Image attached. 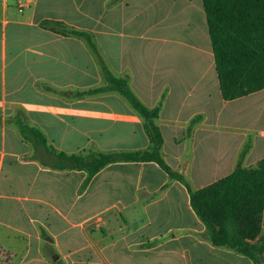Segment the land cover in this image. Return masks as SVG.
I'll return each mask as SVG.
<instances>
[{"label": "crops", "instance_id": "obj_1", "mask_svg": "<svg viewBox=\"0 0 264 264\" xmlns=\"http://www.w3.org/2000/svg\"><path fill=\"white\" fill-rule=\"evenodd\" d=\"M103 66L161 106L162 157L193 191L264 160V90L224 100L202 0H0V264H255L205 239L156 163L109 165L84 188L86 172L36 159L19 122L69 155L150 148L127 100L89 93L108 84Z\"/></svg>", "mask_w": 264, "mask_h": 264}, {"label": "trees", "instance_id": "obj_2", "mask_svg": "<svg viewBox=\"0 0 264 264\" xmlns=\"http://www.w3.org/2000/svg\"><path fill=\"white\" fill-rule=\"evenodd\" d=\"M120 1V0H116ZM222 97L233 101L264 90V0H202ZM44 26L62 35L85 39L95 50L92 36L58 22ZM107 85L91 94L116 92L144 119L150 148L134 152L79 154L56 151L37 128L20 123V133L32 144L36 159L57 171H84L85 188L92 178L117 163H156L173 180L182 183L190 195L191 206L206 232L204 237L215 247L226 248L261 264L264 243H252L261 233L264 208V160L255 168L237 167L228 177L193 191L184 177L172 170L162 157L164 139L156 124L161 106L147 108L133 93L128 81L113 76L103 66ZM43 150V153L41 152ZM249 151L246 145L243 160ZM47 156V157H46Z\"/></svg>", "mask_w": 264, "mask_h": 264}, {"label": "rangeland", "instance_id": "obj_3", "mask_svg": "<svg viewBox=\"0 0 264 264\" xmlns=\"http://www.w3.org/2000/svg\"><path fill=\"white\" fill-rule=\"evenodd\" d=\"M264 253V252H263ZM262 256H263V254H262ZM262 256H261V258H262Z\"/></svg>", "mask_w": 264, "mask_h": 264}]
</instances>
